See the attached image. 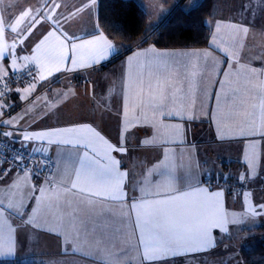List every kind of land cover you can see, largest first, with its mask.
Returning <instances> with one entry per match:
<instances>
[{
    "label": "crops",
    "instance_id": "1",
    "mask_svg": "<svg viewBox=\"0 0 264 264\" xmlns=\"http://www.w3.org/2000/svg\"><path fill=\"white\" fill-rule=\"evenodd\" d=\"M136 1L152 28H157L178 4L188 10L200 2ZM25 11L29 17L16 25ZM206 23L212 29L207 48L158 49L136 44L125 49L100 31L97 0L95 4L93 0H0V52L6 57L0 59V81L30 66L37 70L30 82L0 99V120L6 125L11 121L10 126H0V138L7 133H11L10 138L19 134V138H11L15 144L34 153L46 152L54 163L48 179L35 180L24 173L0 180V235L5 239L11 235L18 241L15 255L0 260L34 264H229L239 255L240 264H258L259 257L242 253L245 237L238 239L237 234L244 235L264 224V215H257L250 227L243 226L242 221L244 210L251 214L259 205L253 192H264V138L260 135L264 77L258 74L264 70V0H214V12ZM12 27L17 30L12 31ZM99 37L118 52L90 64L87 50L100 44L85 42ZM41 40L43 44L36 48ZM73 43L85 45L77 50L76 65L71 59H61L72 56ZM30 85H35L34 90ZM161 111L177 115L167 117ZM181 112L193 118L182 119ZM253 125L255 134L250 130ZM66 129L78 131L69 133ZM93 132L123 149L109 152L118 162L117 171L123 173L117 200L105 198L116 190L114 185H97L83 176L77 188L71 189L86 151L84 140L92 138L101 151L106 147ZM33 133L39 134L38 138L25 140ZM78 138L83 139L78 143ZM87 151L91 156V150ZM253 158L256 173L251 175L248 167ZM224 170L229 172L227 177L220 174ZM208 177L241 183L245 189L233 194L223 185L205 184ZM49 180L54 183L47 184ZM39 187L49 189L44 203L35 216L29 211L22 219L15 214L21 198L29 210L35 208L28 197L39 198L40 193L33 191ZM195 188L204 191L173 203L189 209L193 204L206 205V217L217 213L225 216L228 231L212 228L215 247L209 244L208 250H201L203 245L196 237L199 221H190L169 241L176 255L170 252L166 258H145L141 230L135 221L137 213L147 217L150 210H133L131 204L169 199ZM248 189L250 195L244 194ZM56 190L64 208L53 216L49 205L56 203ZM216 193L221 195L217 198ZM27 224L31 227L25 228ZM37 227L44 231L35 232ZM49 229L54 234H49ZM161 243L157 238L154 248ZM4 249L7 251L6 244ZM45 255L53 260L43 262Z\"/></svg>",
    "mask_w": 264,
    "mask_h": 264
},
{
    "label": "snow or ice",
    "instance_id": "2",
    "mask_svg": "<svg viewBox=\"0 0 264 264\" xmlns=\"http://www.w3.org/2000/svg\"><path fill=\"white\" fill-rule=\"evenodd\" d=\"M93 3L95 4V0H93ZM30 15L29 12L25 11L23 12L18 19H16L15 24L20 25L22 21H24L26 18H28ZM16 27H12V31H16ZM246 31V29H245ZM50 35V33H49ZM44 39H47V36L44 37ZM44 40H41L37 45L36 48H39L43 44ZM87 45H97L100 44L99 47L95 48H89L87 50V57L90 64H96L100 63L103 60H106L109 58L110 54H116L118 52L117 48H114L111 43H107L104 41L103 37H99L94 40H88L85 42ZM72 56H62L61 59H71V62L73 65L77 64L76 60V54L78 49H83L85 47L84 44L77 45L75 43L72 44ZM6 58L4 57V54L0 52V59ZM82 67L88 66L87 64H81ZM59 70V69H58ZM246 71H252V73L255 75L256 70L252 69H246ZM260 76L264 77V70H261L258 73ZM227 75V74H226ZM40 79H44V77L41 75ZM223 86V84L221 85ZM35 85H30V88L34 90ZM2 99V97H0ZM217 100L219 101V97H217ZM6 103V101H5ZM11 107V105H8ZM262 115H264V104L261 105ZM0 111H2V108H0ZM163 116L167 117H175L177 115L176 112L172 111H161L160 113ZM180 117L192 119L193 117L191 115H187L184 112H181ZM11 121L8 122L6 125L3 120H0V126H10ZM253 134H255V126L250 129ZM66 132L74 133L78 131L77 129H66ZM89 131H93L89 129ZM11 133L3 134V135H10ZM60 133H46V135H57ZM39 134L33 133L32 136H25V140H32L38 138ZM93 135L96 139L100 140L106 147L103 151L99 149L98 147L94 146V140L92 138H89L87 140H84L83 147L86 149L84 152L83 157L80 159V167L78 170H76V181H71V189L77 188V181L81 179L83 176L88 181L101 185V186H115V191L107 197L106 199L111 200H117L120 198V191L122 189L120 188V180L123 179V173H120L117 171V161L112 158L109 155V152L111 150L115 151H123V149L119 147H114L113 145L109 144L106 140H104L103 137L99 135V133L93 132ZM260 135L262 138H264V123H262V131L260 132ZM223 138V137H221ZM83 138H78L77 142L79 143L80 140ZM145 143H148L146 140ZM254 143V142H253ZM87 149L91 150L92 155L89 156V151ZM5 163H8V160L5 159L3 161H0V177L5 176L6 173L12 172L11 165L9 168H4L3 165ZM250 168L255 167L254 158L249 161ZM241 180L244 179L243 176L240 177ZM25 181H27V175H25ZM63 182V181H61ZM47 184L52 185L54 181L49 180L46 181ZM34 192H39L40 197L36 198L35 195L28 197V199H31L35 202L36 207L32 208L31 210L28 209L27 204L24 203V198H21L19 208L16 209L15 214L18 216H21L23 218H27L29 216V211L33 216L36 215L38 209L41 207V205L44 203L45 196L49 189H46L44 187H39L33 190ZM65 192L68 191L67 188L64 189ZM80 192H83L84 189H79ZM204 189L195 188L191 192L183 193L182 195L175 196L173 198L164 199V200H154V201H142L141 203H132L131 208L133 210L140 208V209H148L150 210V215L147 217H142L139 213L136 215V227L141 230V237L140 242L143 244L145 248L144 257L145 258H151L153 260L159 259V258H166L168 254L171 252L173 255H176V252L174 248L171 246L169 241L172 239V237L179 232L181 227L184 224L195 221H199V224L196 229V237L197 242L200 245H203V248L201 250H208L207 245L211 244L212 247H215V244L212 243L213 238L211 236V229L212 228H218L221 230V232H227V224L229 223L228 219L217 213L214 217L208 218L206 217V213L208 211V207L204 204H193L191 208L189 209L187 206L180 207L176 206L173 201H182L187 200L189 197L196 196L199 192H203ZM57 192V200L56 203L49 205V211L52 213L53 216H56L60 213V211L64 208V204L60 203L59 201V190H56ZM95 195H99V193H94ZM216 197L218 198L221 194L216 193ZM250 195V194H248ZM245 199H247V195H245ZM88 203H91V201H87ZM68 206H71V201H68ZM11 208L12 205H9ZM189 212L194 213V215H189ZM0 215H3V208L0 206ZM251 215L253 217L257 215H264V203L259 204L254 208ZM232 223H237L236 220H232ZM31 227V224L25 225V228ZM35 232L44 231L42 227H37L34 229ZM49 234L52 233V230L49 229ZM146 232V236H145ZM58 234V233H55ZM159 238L164 243L155 245L154 248V242ZM32 241H29L31 243ZM17 239L14 236H8L6 239L0 235V258L5 256H14L15 250L17 246ZM178 245V241L176 242ZM4 244L7 245V251L4 249ZM229 264H240V257L239 255L235 256L231 261H229Z\"/></svg>",
    "mask_w": 264,
    "mask_h": 264
},
{
    "label": "trees",
    "instance_id": "3",
    "mask_svg": "<svg viewBox=\"0 0 264 264\" xmlns=\"http://www.w3.org/2000/svg\"><path fill=\"white\" fill-rule=\"evenodd\" d=\"M181 5L180 3L172 9L157 28H152L147 13L136 0H97V23L107 38L125 49L136 44H151L158 49L207 48L212 29L206 21L214 12V0H200L188 10ZM12 174L24 173L13 172L10 175ZM247 231L250 236L242 242V253L257 256L260 259L258 264H264V224ZM0 264L34 263L0 260Z\"/></svg>",
    "mask_w": 264,
    "mask_h": 264
},
{
    "label": "built area",
    "instance_id": "4",
    "mask_svg": "<svg viewBox=\"0 0 264 264\" xmlns=\"http://www.w3.org/2000/svg\"><path fill=\"white\" fill-rule=\"evenodd\" d=\"M36 75V68L30 66L10 76L5 81H1L0 97L3 98L12 91L19 89L21 85L30 82ZM5 159L8 160V163H5L3 167L9 168L11 165V173H29L34 176L35 179H48L54 168L53 160L46 152L34 153L26 147L0 138V161ZM11 173H6L5 176L0 177V180H4ZM204 182L210 186L223 185L229 188L233 194H238L245 189L244 184H230L227 180L219 177H208Z\"/></svg>",
    "mask_w": 264,
    "mask_h": 264
},
{
    "label": "rangeland",
    "instance_id": "5",
    "mask_svg": "<svg viewBox=\"0 0 264 264\" xmlns=\"http://www.w3.org/2000/svg\"><path fill=\"white\" fill-rule=\"evenodd\" d=\"M0 115L2 116V114H0ZM1 138H3V139H9L11 142H13V140H11V138L9 137V135H3ZM248 171H249V173L251 175H254L256 173V167L250 168V166H249L248 167ZM243 173H245V170H243ZM220 174H221V176L227 177L228 174H229V172L224 170V171H221ZM249 191H251V190L248 189L246 192H244V194H248ZM258 193H259L258 191L253 192V195L257 194V196H255L254 198H256V200H257V202H259V204H262V203H264V195H262L261 193H264V192H261L259 194ZM257 205H258V203H257ZM256 218H257V216L253 217L250 214V212H248V210H246V211L244 210V214L242 215V221L244 222V225L243 226H249V227L250 226H253V223H255L256 220H257ZM248 233H250V232L246 231L244 233V235H238L237 234V237H238V239H240V238L242 239L243 237L246 238V237L250 236ZM38 257L39 258H42V255H40ZM52 260H53V258L51 256L45 255L42 261L43 262H48L49 261V263H50Z\"/></svg>",
    "mask_w": 264,
    "mask_h": 264
},
{
    "label": "water",
    "instance_id": "6",
    "mask_svg": "<svg viewBox=\"0 0 264 264\" xmlns=\"http://www.w3.org/2000/svg\"><path fill=\"white\" fill-rule=\"evenodd\" d=\"M20 137V135L19 134H16V133H13L12 135H11V138H19Z\"/></svg>",
    "mask_w": 264,
    "mask_h": 264
}]
</instances>
